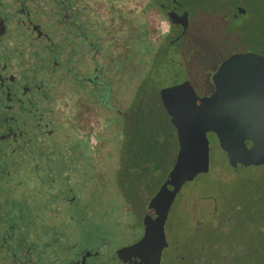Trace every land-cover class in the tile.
<instances>
[{
  "label": "trees",
  "instance_id": "obj_1",
  "mask_svg": "<svg viewBox=\"0 0 264 264\" xmlns=\"http://www.w3.org/2000/svg\"><path fill=\"white\" fill-rule=\"evenodd\" d=\"M155 1H90L77 34L82 53L76 45L69 53L62 44L46 47L36 37L19 55L21 72L0 74V264H38L46 254L69 260L63 252L69 245L57 242L69 237L78 219L114 203L132 213L131 194L144 191L148 200L162 182L177 144L161 79L175 61L167 33L159 39L158 57ZM161 19L166 15L159 5ZM256 188L264 194V184ZM79 204L84 214L59 213L60 205ZM235 212L222 210L208 230L215 236L200 232L201 242L210 245L211 257L221 251L232 262L251 264L244 250L264 254V201L251 222H242L253 242L241 251L222 243L235 235Z\"/></svg>",
  "mask_w": 264,
  "mask_h": 264
},
{
  "label": "rangeland",
  "instance_id": "obj_2",
  "mask_svg": "<svg viewBox=\"0 0 264 264\" xmlns=\"http://www.w3.org/2000/svg\"><path fill=\"white\" fill-rule=\"evenodd\" d=\"M33 1L42 2V0ZM181 1L183 6H188V1ZM197 2V6L202 5L203 9L209 8L210 13L200 11L198 15L190 18V27L186 31L183 41L176 42L171 48L172 52L169 54L175 61L171 66L173 69L170 73L159 75H163L161 79L163 87L161 88L164 89L162 99H166L164 100L166 102L175 101L174 97L177 96V91L181 97L184 94L187 97L191 94L196 96L207 94L211 88L212 69L233 47L255 49L264 53V0H238L236 3L243 7L245 14L242 18L236 19V25L230 16V6L233 4L231 0H198ZM85 7L84 2L83 8L85 9ZM28 12L31 21L38 25L40 32L51 36L53 46L57 50L61 48L62 41L67 38L72 47L78 44L82 53L83 40L71 38L72 36L67 33L64 35L65 32L61 34L66 24L62 25L65 22L60 19L56 10H50L47 14L44 9H39L35 19L32 16L33 13L30 10ZM0 16L4 18L5 25L4 34L0 37V66L2 68L0 74L2 76L5 72L20 73L19 55L25 54L29 49L28 45L36 42L35 35L26 20L13 13L12 6L8 4L7 0H0ZM39 40L44 43V38L40 37ZM181 50L184 51L183 55L180 54ZM178 60H181L182 63H176ZM165 71V69L162 70V72ZM164 111L168 118L166 110ZM12 115L18 117L17 114ZM163 117L164 113L159 110V120ZM89 138L95 140L93 136ZM168 140L170 141L171 138L169 137ZM208 140L211 143L213 139L208 137ZM172 145L174 144L169 142L166 148L167 161H170L172 157ZM159 154H161L160 149ZM222 160L216 156L215 150L210 149L208 171L183 183L176 193L163 226L167 245L161 250L160 264H175L174 260L169 259L177 254L185 255L184 257L199 255L197 249L194 248L195 238L192 236L194 232L189 218L193 215L197 216L199 213L201 216H205V221H208V216L204 215L205 208L208 214H213L211 216L214 223L216 219H219L218 216L222 210L229 208L232 213L236 209L234 222L238 227L229 242H222L224 245L227 244L226 249L230 248L232 244H236L231 251H241L242 248H247L249 243L253 242V239L248 235V227L242 222L250 221V217L256 216L257 207L262 203V199L264 201V194L257 193L258 189L256 188L257 185L264 184V164L255 168H246L242 173H234L227 168ZM131 195L129 202V207L132 210L131 215L121 211L119 205L114 203L109 209L91 213L92 217L78 219L71 227L69 237H59L57 244L59 243L61 248L65 245L70 247L66 254L69 260H73L83 251H88V253L90 251L93 261L105 260L116 248L136 240L140 234L139 222L143 214L141 211H144L148 200H146L144 191ZM231 205L234 210L230 208ZM180 208L186 211L183 212ZM59 209L61 214L75 216L84 214L81 205L77 208L60 205ZM123 210L126 211L127 206ZM233 217L231 215V218ZM213 236L215 235L209 231L208 238ZM197 237H201L200 233ZM259 253L253 250L243 251V254L248 256L247 259H251V264H257V262L264 264V254L260 253V255ZM48 259H50L49 263L64 259L60 260L59 264H64L67 260L61 256L46 254L45 260ZM188 261L182 260L179 264H191ZM235 261L233 260V262ZM241 261L245 260H239L235 264H241ZM92 264L97 263L93 262Z\"/></svg>",
  "mask_w": 264,
  "mask_h": 264
},
{
  "label": "water",
  "instance_id": "obj_3",
  "mask_svg": "<svg viewBox=\"0 0 264 264\" xmlns=\"http://www.w3.org/2000/svg\"><path fill=\"white\" fill-rule=\"evenodd\" d=\"M175 16L169 13L168 22L185 29L186 13ZM211 81L214 90L208 96L178 92L175 101H164L177 144L173 163L145 205L141 237L116 249L108 264H158L167 245L163 226L170 205L183 183L208 171L210 149L234 173L264 164V57L251 52L229 56ZM208 132L214 136L211 143Z\"/></svg>",
  "mask_w": 264,
  "mask_h": 264
},
{
  "label": "flooded vegetation",
  "instance_id": "obj_4",
  "mask_svg": "<svg viewBox=\"0 0 264 264\" xmlns=\"http://www.w3.org/2000/svg\"><path fill=\"white\" fill-rule=\"evenodd\" d=\"M8 4H10L12 6V10L13 13H15L16 15L21 16L24 20H26V22L29 24V28L31 29L32 33L35 35V39L37 40V38H44V42L46 41L45 45L46 47H52V43L53 40L51 39V36L49 34L46 33H42L40 32L38 25L36 23H34L33 21H31V17L29 16V12L28 10H30L32 14V16L35 17L37 16V12L39 11V9H44L46 11V13L48 14L49 11L51 10H56L57 14H59L60 19L64 20L65 23H63L62 25L66 24V26H64V31H61V34L63 32L64 35L67 33L68 35L72 36L71 38H76V39H80L82 40V38L80 36H78L81 32L82 35V24H83V13H84V2L85 5L87 6V4L89 5L90 1L94 2L95 0H42V2L37 3L36 1L33 0H7ZM198 1V0H197ZM196 0H189L188 6H183V2L181 0H156V8L154 11V15L156 17V19L158 20V30L155 34L156 37V42L155 45L157 47V53H158V57H159V39H162V36L165 34H162L159 36V5H160V10L163 14L166 15V22H167V34L170 40V44L174 45L176 42H180L183 41L184 39V35L186 33V31L188 30V28L190 27V18H192L194 15H198L201 12H206V13H210L209 8L208 9H203L201 8L202 5L197 6V2ZM238 0H231V2H233V4L230 6V16L232 17V20H234L235 25L237 24L236 19H240L244 16L245 12L242 9L243 7L238 5L236 2ZM88 11V10H87ZM183 12L186 13V19H187V24L185 29H183L182 24L181 23H172L170 24L168 22V17L167 15L169 13H175L177 15V17L175 16L174 19H178V16H180ZM224 17V16H222ZM61 27V24H60ZM4 30H5V25H4V18H2L0 16V37L4 34ZM78 34V35H77ZM207 34V33H206ZM37 37V38H36ZM62 48L65 50V53H69L71 50H74V47H72L69 42L68 39H64L62 41ZM33 44H29L28 47L29 49L32 48ZM77 47H79L78 44H76ZM169 52H172V49L168 50ZM247 52H251V53H255V54H259L262 55L264 57V53L259 52L258 50H253V49H249V48H243L240 49L233 47L228 54L222 58V60L219 62V64L225 60L226 58H228L229 56H232L234 54H242V53H247ZM184 53L183 50L180 51V54L182 55ZM184 61H186L184 59ZM219 64H216V66H214V68L212 69V73L213 71L218 67ZM1 68V66H0ZM212 73L210 74V77L212 75ZM210 91L202 96L199 97H204V96H208L212 93V91L214 90V86L212 84L211 78H210ZM79 108L82 109V107L80 106ZM91 137V136H90ZM207 137H212L213 139V134L208 132L207 133ZM249 143L247 142V145ZM225 162V161H223ZM226 164V163H225ZM227 166V165H226ZM228 167V166H227ZM229 168V167H228ZM230 169V168H229ZM214 203V202H213ZM205 208V207H204ZM145 209V208H144ZM181 211L185 212L186 210H183L180 208ZM188 212H190V210H187ZM207 209L205 208V213L204 215H206V217L208 216V221H205V216H201L199 213L197 216L193 215L192 217L189 218V222L190 225L192 227V231L194 233H200L203 232V234H208V230L211 227L213 218L211 215H213L212 213L208 214V212H206ZM126 213H128V215H131L128 211V208L126 210ZM144 213V211H143ZM143 216V214H142ZM141 216V218H142ZM129 217V216H127ZM141 218H140V224H139V229H140V234L138 235V237L136 238V240L132 241L131 243L137 241L142 234V228H141ZM217 219L215 220V223ZM204 229V230H203ZM166 240V239H165ZM201 240H203L201 237L198 238V241L195 242V249H197V251L199 252V255H193L191 257H177V256H173L172 258H170L169 260H174L175 264H179L180 262H176V260H179L182 262V260H189L188 262H190L191 264H233L232 260H230V258L227 256V254L225 253V257L221 256V251H219V257H211L210 255H208V253H210V245H208V243L206 241L201 242ZM131 243H128L126 245H129ZM167 243V241H166ZM126 245H122V246H126ZM120 246V247H122ZM118 247V248H120ZM116 248V249H118ZM115 251V250H114ZM68 254L67 251L64 252V255ZM113 254V252H112ZM111 254V255H112ZM111 255L106 258L105 260H91V258L93 257L90 254V251L88 253V251H83L82 253H79V255L75 258H73V260H66V263L64 264H92L93 262H96L97 264H108L109 258L111 257ZM49 260H38V264H51L48 262ZM60 260H57L55 262H53L52 264H59ZM158 264H160V260L158 261Z\"/></svg>",
  "mask_w": 264,
  "mask_h": 264
},
{
  "label": "built area",
  "instance_id": "obj_5",
  "mask_svg": "<svg viewBox=\"0 0 264 264\" xmlns=\"http://www.w3.org/2000/svg\"><path fill=\"white\" fill-rule=\"evenodd\" d=\"M167 27L168 25H167L166 20L163 19L159 21V36L167 32ZM89 142L91 144H94L95 140L94 139L92 140L91 138H89Z\"/></svg>",
  "mask_w": 264,
  "mask_h": 264
}]
</instances>
